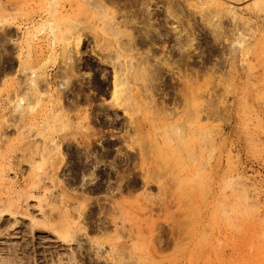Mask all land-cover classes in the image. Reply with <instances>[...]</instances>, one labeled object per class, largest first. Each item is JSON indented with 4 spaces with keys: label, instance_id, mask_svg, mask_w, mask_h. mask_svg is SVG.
<instances>
[{
    "label": "rangeland",
    "instance_id": "1",
    "mask_svg": "<svg viewBox=\"0 0 264 264\" xmlns=\"http://www.w3.org/2000/svg\"><path fill=\"white\" fill-rule=\"evenodd\" d=\"M59 263L264 264V0H0V264Z\"/></svg>",
    "mask_w": 264,
    "mask_h": 264
},
{
    "label": "bare ground",
    "instance_id": "2",
    "mask_svg": "<svg viewBox=\"0 0 264 264\" xmlns=\"http://www.w3.org/2000/svg\"><path fill=\"white\" fill-rule=\"evenodd\" d=\"M95 1H96V0H95ZM89 2H90V1H89ZM92 2H93V1H92ZM100 2H101V1H100ZM136 2H137V0H136ZM132 3H133V2H132ZM138 3H139V2H138ZM140 3H141V1H140ZM148 3H149V2H148ZM91 4H92V3H91ZM97 5H98V4H97ZM149 16H150V15H149ZM150 17H151V16H150ZM135 18H136V17H135ZM151 18H152V17H151ZM130 21H131V20H130ZM149 21H150V20H149ZM151 21H152V20H151ZM139 22H140V21H139ZM114 23H115V22H114ZM116 23H118V22H116ZM118 24H119V23H118ZM50 26H51V25H50ZM114 27H115V26H114ZM114 27H113V28H114ZM119 27H120V26H119ZM119 27H118V28H119ZM115 28H116V27H115ZM115 28H114V29H115ZM118 28H117V29H118ZM114 29H113V30H114ZM119 31H120V30H119ZM116 32H117V30H116ZM140 32H141V31H140ZM148 35H149V34H148ZM150 36H151V35H150ZM74 38H75V37H74ZM146 38H147V37H146ZM152 38H153V37H152ZM150 39H151V38H150ZM150 39H149V40H150ZM75 40H77V39H75ZM146 40H147V39H146ZM75 42H77L75 47L78 48L79 45H80V43H81V38H78V40L75 41ZM78 50H79V49H76V51H78ZM78 52H79V51H78ZM78 54H79V53H78ZM78 54H77V55H78ZM118 58H119V57H118ZM146 60H147V59H146ZM115 62H116V61H115ZM118 62H119V61H118ZM119 65H120V64H119ZM115 69H116V68H115ZM119 69H120V68H119ZM121 69H122V68H121ZM120 71H121V70H120ZM120 73H121V72H120ZM135 73H136V72H135ZM137 73H138V72H137ZM117 76H118V71H117V72L114 71V77H113V83H112V84H113V90H112V92H113V96L116 95L115 97H118L117 94H118L119 92H120V94H121V91H120V88H121V87H120L119 85H120V83H122V82H121L122 80L120 81V80L118 79ZM120 76H122V75H120ZM133 77H134V76H133ZM119 78H120V77H119ZM134 78H135V77H134ZM120 79H121V78H120ZM127 81H128V80H127ZM123 82H124V81H123ZM127 83H128V82H127ZM121 85H122V84H121ZM124 85H125V84H124ZM118 87H120V88H118ZM125 93H126V92H125ZM120 94H118V95H120ZM28 95H29V94H28ZM123 95H124V94H122V95H120V96H123ZM125 95H126V94H125ZM29 96H30V95H29ZM120 96H119V99H118V100L121 99ZM22 98H23V96H22ZM22 98H20V99H22ZM113 98H114V97H113ZM25 100H26V98H25ZM19 101H20L19 103H20L21 105L24 106L25 102L23 101V99H22V100H19ZM116 101H117V99H116ZM26 102H27V101H26ZM117 102H118V101H117ZM17 104H18V102H17ZM117 104H118V103H117ZM21 105H20V107H21ZM20 107H19V108H20ZM110 188H111V187H110ZM108 190H109V189H108ZM109 191H110V190H109ZM72 258H73V256H72ZM69 259H71V258H69ZM74 261H75V259H74ZM62 263H63V262H62ZM59 264H61V263H59Z\"/></svg>",
    "mask_w": 264,
    "mask_h": 264
}]
</instances>
